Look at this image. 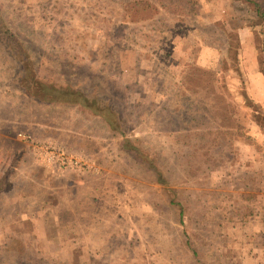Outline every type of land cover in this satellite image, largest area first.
I'll return each mask as SVG.
<instances>
[{"label":"rangeland","instance_id":"1","mask_svg":"<svg viewBox=\"0 0 264 264\" xmlns=\"http://www.w3.org/2000/svg\"><path fill=\"white\" fill-rule=\"evenodd\" d=\"M256 18L241 0H0V264H264Z\"/></svg>","mask_w":264,"mask_h":264},{"label":"built area","instance_id":"2","mask_svg":"<svg viewBox=\"0 0 264 264\" xmlns=\"http://www.w3.org/2000/svg\"><path fill=\"white\" fill-rule=\"evenodd\" d=\"M27 137L29 138V136ZM57 154V162L63 167H75L84 170L91 166L88 161L80 160L66 152L58 150Z\"/></svg>","mask_w":264,"mask_h":264},{"label":"trees","instance_id":"3","mask_svg":"<svg viewBox=\"0 0 264 264\" xmlns=\"http://www.w3.org/2000/svg\"><path fill=\"white\" fill-rule=\"evenodd\" d=\"M241 1H243L247 4H250L252 6V10L256 14V17H257L256 19L259 21H262V23L264 24V0H241ZM261 50L264 51V43H263ZM235 55H237V51H236ZM219 63H221V62L219 61ZM237 70H238V68H237Z\"/></svg>","mask_w":264,"mask_h":264}]
</instances>
